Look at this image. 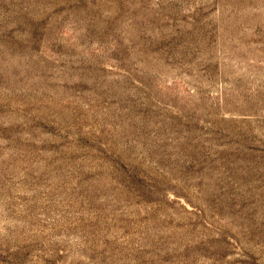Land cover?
Returning <instances> with one entry per match:
<instances>
[{"label": "rangeland", "instance_id": "rangeland-1", "mask_svg": "<svg viewBox=\"0 0 264 264\" xmlns=\"http://www.w3.org/2000/svg\"><path fill=\"white\" fill-rule=\"evenodd\" d=\"M0 264H264V0H0Z\"/></svg>", "mask_w": 264, "mask_h": 264}]
</instances>
